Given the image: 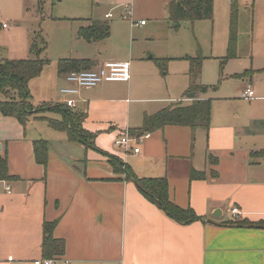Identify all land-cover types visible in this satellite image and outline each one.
Returning a JSON list of instances; mask_svg holds the SVG:
<instances>
[{"label":"crops","instance_id":"crops-1","mask_svg":"<svg viewBox=\"0 0 264 264\" xmlns=\"http://www.w3.org/2000/svg\"><path fill=\"white\" fill-rule=\"evenodd\" d=\"M171 1L97 0L95 17L73 27L72 39L75 35L81 48L95 51L93 57L77 58L93 61V70L106 62H128V82H104L65 96L60 91L70 84L55 65L44 67L29 83L34 106L72 100L69 109L83 115L82 127L94 135L96 150L51 129L47 119L59 120L57 112L49 111L44 119L31 117L24 126L0 113V157L13 178L0 179V264L42 260V225L52 221H57L53 237L65 244L56 264H264V67L253 63L246 71L254 74L242 79L246 86L240 99L250 103V112L227 111L217 117L211 103L207 131L167 125L146 132L149 138L138 144V154L114 147L126 131L142 127L145 115L194 100L212 101L206 93H188V70L187 81L176 89L163 90L158 81L156 60L186 61L197 53L171 57V45L156 52L145 44L159 33L168 34L171 44ZM229 5L228 0H213L212 20L219 7ZM251 13L263 32L264 0H251ZM108 14L112 17L106 18ZM90 20L109 24L107 39L87 43L77 37ZM2 24L0 29L8 33ZM34 36L25 39L20 56L8 60L30 58ZM196 84L203 86L200 76ZM247 88L254 92L251 100L244 98ZM35 140L47 143L46 167L34 159ZM109 157L138 178H166L170 200L191 208L202 221L181 226L168 219L125 175L114 173ZM191 171L202 177L191 178ZM233 208L238 214H232ZM216 210L220 217H213Z\"/></svg>","mask_w":264,"mask_h":264},{"label":"rangeland","instance_id":"rangeland-1","mask_svg":"<svg viewBox=\"0 0 264 264\" xmlns=\"http://www.w3.org/2000/svg\"><path fill=\"white\" fill-rule=\"evenodd\" d=\"M229 1L228 8L219 7L213 20L198 21L193 27L182 22L178 29L171 28V44L168 43L169 35L165 33H159L154 38L150 36L152 40L145 42L147 47H153L156 52L162 50L165 43L171 45V57L184 56L190 51H194L193 56L197 51L203 57L200 84L208 87L204 96L212 99L213 114L217 117L227 111L239 114L250 112V103L240 99L245 81L236 76L250 70L253 63L256 68L264 67V31L254 24L251 0ZM100 7L105 6L100 4ZM97 8V0H0V21L9 27L8 33L0 29V58H17L25 39L38 33L47 45L42 55L48 61L47 66H55L60 59L93 57L94 50L81 48L75 35L72 39V29L78 22L95 17ZM232 9L236 15V41L234 55L228 57ZM154 66L163 90L167 87L176 89L187 81L186 61L165 60L160 68L155 63ZM38 108L41 106H31L32 117L44 118L49 113L47 108L41 111ZM120 168L123 172L122 166Z\"/></svg>","mask_w":264,"mask_h":264},{"label":"trees","instance_id":"trees-1","mask_svg":"<svg viewBox=\"0 0 264 264\" xmlns=\"http://www.w3.org/2000/svg\"><path fill=\"white\" fill-rule=\"evenodd\" d=\"M169 19L172 25L177 29L179 24L187 22L194 24L198 21H210L213 16V0H172L168 6ZM110 34L109 24L105 21L90 20L89 25L80 27L77 31V37L87 43L103 41ZM236 41V15L232 9L229 26L228 57L234 55ZM38 43L40 47L38 48ZM47 49L46 42L40 33L34 36L30 47V58L21 60H0V113L4 117L16 119L21 125L34 115L31 109V96L28 89L29 83L38 78L48 61L42 58ZM189 63L188 77L190 86L188 93L196 92L204 94L208 87L196 84L201 72L203 57L196 53L194 57L184 58ZM158 67L164 65L165 60L155 61ZM95 64L88 59H60L56 63L58 73H69L72 71L92 70ZM253 71H245L238 79L251 78ZM41 109L57 112L61 118L59 120L47 119L48 126L57 131H65L68 138L84 145L86 149H94V135L88 134L82 127L83 115L77 111H71L65 105L41 104ZM211 101L194 100L188 106L180 104L172 105L155 115L143 117L142 127L136 131H130L131 134H143L157 130L164 126L188 127L192 131L199 128L207 131L210 126ZM44 119V118H39ZM77 119V120H76ZM81 120V121H79ZM33 154L37 164L47 166L48 149L44 140L33 141ZM109 162L114 173L125 175V179L134 184L137 190L149 202L162 212L168 219L181 226H187L202 219L198 217L191 208H180L169 198L168 183L166 178H138L117 158L109 157ZM120 166L124 169L121 171ZM117 167L119 170H117ZM191 178H201L202 174L191 171ZM0 179H13L7 175V165L4 158L0 157ZM57 221L44 222L42 225V241L40 251L42 259H59L64 254L65 244L61 239L53 237V229ZM239 225L247 226L245 222Z\"/></svg>","mask_w":264,"mask_h":264},{"label":"built area","instance_id":"built-area-1","mask_svg":"<svg viewBox=\"0 0 264 264\" xmlns=\"http://www.w3.org/2000/svg\"><path fill=\"white\" fill-rule=\"evenodd\" d=\"M129 16V11L126 12ZM106 18H111L112 15L108 14ZM145 22H141L140 25H144ZM3 29L8 28L7 24L3 23L1 25ZM129 71L130 65L128 62H106L97 70H82V71H72L65 75L67 83L70 84L69 87L61 89V94L65 96H75L78 95L82 89H92L104 82H128L129 81ZM254 92L251 88H247L244 92V98L246 100L253 99ZM65 105L68 108L74 107V102L72 100H66ZM149 138L148 133L143 134H131V132L126 131L123 136L119 137L114 142V147L124 149L125 153L129 151L134 154L139 153L138 144L142 140ZM232 214H238V210L233 208L231 210ZM59 259H42L36 261L34 264H56ZM67 264V263H65Z\"/></svg>","mask_w":264,"mask_h":264},{"label":"water","instance_id":"water-1","mask_svg":"<svg viewBox=\"0 0 264 264\" xmlns=\"http://www.w3.org/2000/svg\"><path fill=\"white\" fill-rule=\"evenodd\" d=\"M188 98H190V99H193L194 98V94H190L189 96H188ZM220 215H221V213H220V211H218V210H216L214 213H213V217H220Z\"/></svg>","mask_w":264,"mask_h":264}]
</instances>
